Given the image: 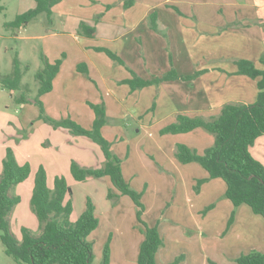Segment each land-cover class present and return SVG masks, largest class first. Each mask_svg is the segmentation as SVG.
Masks as SVG:
<instances>
[{
	"label": "crops",
	"instance_id": "crops-1",
	"mask_svg": "<svg viewBox=\"0 0 264 264\" xmlns=\"http://www.w3.org/2000/svg\"><path fill=\"white\" fill-rule=\"evenodd\" d=\"M114 1L119 7L102 13L105 8L101 9V7L114 4ZM68 2L69 0H62L57 4L53 8L52 16L53 24L58 20L63 26L60 32L67 35L44 51L51 62L60 59L63 54H67V57L53 81V90L43 95L41 99L49 114L57 119L71 111L74 103H78V99L85 103L84 95H80L83 88L93 92L92 96H95L94 93L97 91H94L93 83H96L98 89L105 90L106 96L117 94L119 97H115L119 104L118 111L111 109V106L114 107L112 100L105 102L109 122L103 128V135L109 141H113V144H118V147L114 144L112 149L123 161L122 170L126 180L129 179V175L133 176L132 174L136 173L140 161L150 166V155L147 152L145 154L139 152L143 141H129L131 146L125 141L124 137L129 127H118L116 120L114 121L115 117L121 119L128 114V118L137 122L135 126L138 127V133L144 132L143 137L155 134L158 138L152 141L158 145L161 130L174 123L179 115L211 118L218 116L226 104H252L256 101L259 79L238 74L236 61L249 60L258 69H263L261 58L264 55V0H157L155 3L151 1L149 3L151 5L144 13H141L139 0H135L134 6L129 9H122L121 0H99L96 10L90 8L87 0H71L67 4ZM167 5L171 8L164 10L162 18H159L162 24L158 26V31L163 29L166 31L164 37L167 38L168 44L163 38L161 39L162 34L151 30L148 24L149 14L155 6L164 8ZM100 14H103V17L95 23L96 38L81 37L78 33L80 23L86 20L94 24L95 18ZM142 27L145 28L144 36L138 32ZM49 32L51 35L49 38H58V28ZM18 35L12 33L9 37L20 39ZM147 38L148 41H153L154 47L150 51L147 50V42H144ZM95 48L111 50L124 61V65L115 66L112 59L103 52H97ZM80 64L87 66L89 76L92 78L91 82L78 71ZM171 69H175L180 75L198 74V77L189 82L169 81L136 91H132L129 85L124 83L132 78L133 72L145 80H151L162 77ZM89 102L97 104L94 101ZM121 106H123L122 110ZM149 112L153 114L142 120L141 118L149 115ZM85 113L86 122L75 119L85 128L92 127L95 119L94 111L91 112L93 114L88 111ZM55 132L61 136L62 141L63 138L75 141L70 138L66 129H57ZM207 133L199 128L185 134L170 135L177 145H186L203 154L215 142V137ZM96 145L92 141H81L80 148L84 150L81 156L88 162L93 161L95 156L98 157L97 160L100 162L96 161V164L101 167L105 164V157ZM171 147L170 150L173 151ZM67 148L68 145L63 142L60 150L64 152ZM69 150H73V147L71 146ZM250 153L264 166V136L259 137L250 147ZM58 156L63 164L69 165L66 156ZM132 157V162L129 164ZM19 158L17 155L21 165L26 163L21 162ZM53 159H56L55 156ZM60 159L54 161L59 162ZM174 163V169L179 176L187 170L188 176H193L195 171L197 176L201 177L200 180L209 178L207 171L198 163ZM89 166L99 168L92 163ZM45 169H47L48 186L53 188L51 168L45 165ZM99 180L102 181L101 185L96 182L91 183L93 186L101 187L98 200H93L96 206L95 214L100 224L91 234V241L95 244L104 224L108 232L107 237L109 233L114 234L110 264H138L145 235L142 234L137 220V207L134 204L136 208L133 209L127 196L120 198L118 206H113L104 194L106 189L108 192L113 188L110 178L103 177ZM180 196L184 197L187 203L193 204L187 192L184 191ZM73 203L74 211L71 219L75 222L85 211L87 200L84 204L82 202L79 204L77 212L75 202ZM226 205L228 210L234 208L231 201ZM126 207H129L132 215L128 224L123 226L125 229L123 233L120 228V217L121 210L125 212ZM185 207L190 223L186 221V216H178L182 211L179 207H175L169 217L164 213L162 225L155 224L156 221L151 219L154 223L152 226L156 225L161 237L171 245V248L170 246L166 248L167 250L163 249L165 246L159 250L156 256L157 264H174L181 255L187 256V259L185 258L180 264L207 263L206 250L211 246L212 237L215 235H212L213 232L207 233L205 229L212 226L207 227L198 223V216L196 217L189 206ZM148 213L146 208L143 218ZM235 213V220L228 234L229 243L223 242L219 245L225 256L220 254L214 257L217 264H238L236 261L242 255L254 251L264 253V218L254 214L247 205L236 208ZM174 243L177 245L175 246ZM98 254H101L100 251Z\"/></svg>",
	"mask_w": 264,
	"mask_h": 264
},
{
	"label": "trees",
	"instance_id": "trees-1",
	"mask_svg": "<svg viewBox=\"0 0 264 264\" xmlns=\"http://www.w3.org/2000/svg\"><path fill=\"white\" fill-rule=\"evenodd\" d=\"M2 1L0 0V3ZM34 1V8L18 15L15 20L8 22L6 27L15 31L21 30L41 14H46L51 23L53 8L62 2V0ZM123 4L129 9L134 6L135 0H123ZM3 10L4 8L0 6V12ZM151 23L152 30L158 31L156 16L152 15ZM78 33L80 36L92 39L95 37L96 28L82 22ZM95 50L124 65V61L111 50L106 48H95ZM66 57L67 55L63 54L60 59L51 62L45 54H41L43 68L35 77L39 88L34 101L28 96L31 93L30 88L23 84L29 66L23 69L19 53L13 60V72L9 76L0 74V88L9 92H22V96L15 98L16 103L25 105L34 102L40 108V118L55 130L66 129L75 136L88 138L101 148L105 157L102 168H83L72 161V176L78 182H86L90 178L109 177L114 188L108 191V200L114 203L116 199L127 196L134 202L137 207V220L145 232L138 264H157L156 256L164 246V239L157 226L149 227L144 222L146 207L142 203V194L133 190L125 180L122 170L123 161L113 152V143L103 135V128L108 123L106 105L87 102L95 114L93 126L89 130L71 117L56 119L46 113L41 98L53 90V81ZM236 64L238 74L259 79V92L254 103L226 104L218 116L211 118L179 115L176 121L162 129L161 133L185 134L202 128L212 134L215 142L203 154L179 144L176 158L182 164L198 163L207 171L209 178L200 180L198 185L208 180L221 179L227 187L226 197L233 203L235 209L247 205L254 214L264 218V166L250 153V147L259 137L264 136V55L261 58L263 69H258L249 60H237ZM78 71L89 76L85 64L78 65ZM197 77L198 74L185 76L171 69L162 77L145 80L133 72L132 78L124 83L129 85L132 91H136L169 81L189 82ZM30 174L31 165L29 163L21 165L15 151L10 147L7 148L0 175V238L6 255L12 257L17 264H93L94 244L89 238L100 224L95 214L96 206L88 198L83 214L77 221H72L73 191L67 179L64 176H56L54 188H49L44 166H41L36 173L31 197V208L39 222V233L22 227V239L16 237L11 229L10 217L15 207L21 203V197L14 195L12 190L24 183ZM176 263L178 260L174 264ZM237 263L264 264V253L254 251L242 255L237 259ZM101 264H110L108 244L104 248Z\"/></svg>",
	"mask_w": 264,
	"mask_h": 264
},
{
	"label": "rangeland",
	"instance_id": "rangeland-1",
	"mask_svg": "<svg viewBox=\"0 0 264 264\" xmlns=\"http://www.w3.org/2000/svg\"><path fill=\"white\" fill-rule=\"evenodd\" d=\"M70 1L71 0H69L67 4H69ZM121 1L123 2V0ZM139 1L141 3V13H144L147 7L151 5L149 3H151V1L155 3L157 0ZM113 3L114 4L108 5L110 7H108L107 5H105V7H101V9L105 8L102 13H105L110 9L119 7L116 4L117 2L114 1ZM87 4L90 6V8L96 10L97 6L99 5V0H87ZM0 6L4 8V10L0 12V74L2 76H9L13 72V60L16 54L19 53L20 61L23 64V69L26 66H29V71L23 78V84L28 85V87L30 88L31 93L28 96L31 101H34L38 94L39 88V84L36 81L35 77L38 71L43 68L41 62V54H45L44 51H46L47 47H49L50 45H54L55 41H58L61 38H65L67 34L60 32L62 31L63 26L58 23V20H56L55 22L56 25L53 24L54 21L50 23L46 14L39 15L36 19L29 23L28 26L18 31L6 27V24L8 22L15 20L18 15L33 8L35 6L34 0H3L0 3ZM66 7L69 8L68 5H66ZM169 8H171V6L169 5L165 6L164 8H158L157 6H155V8H153L154 10H152L149 14V27L151 28L152 26V15L156 16L158 26H161L162 22L161 20H159V18L161 19L164 14V10ZM122 9H126L124 4ZM174 10L177 11L176 9ZM102 15L103 14H100L95 18L94 24H90L86 20H84V23L88 25L90 24L91 27H95V23H98L101 20V18L103 17ZM57 28L59 30V33L57 34L58 38H49L51 36L49 31H51L52 29L56 30ZM144 30L145 28L142 27L138 30V32H140L144 36ZM158 32L162 34L160 35L161 39L163 38V40L166 41L167 38L164 37L166 31L163 29L162 31L159 30ZM12 33H15L17 35L19 34L18 36L20 37V39H17L16 37H9V35H12ZM81 37L90 39L85 36ZM206 38H208V36H206ZM144 42H147L148 51H150L151 48L154 47L152 45L153 41H148V38L145 39ZM114 64L115 66L120 65L116 61H114ZM82 74L87 81L91 82V76H88L84 73ZM93 86L95 88L94 91H97L96 93H94L95 96H92L93 92L87 91L86 88H83V90L80 92V95H84L83 97H85V103H82V101H79L78 99V103H74V108L72 107L71 111L67 112L64 117L57 119L71 117L74 121H76L77 119L86 122L85 118L87 117V114L85 112H92L89 105L87 104L88 101H94L97 102V104H105V102H109L110 100H112L114 102V107L111 106V109L118 111L117 109L119 108V104L115 96H119L117 94H115V96H106L105 90L98 89L96 87V83H93ZM96 88L98 90H96ZM20 95L22 96V92H9L0 88V175L3 171V160L6 156L7 148L9 147L15 151L16 156L19 155V159L21 162H26L31 165V174L29 178L24 183L18 185L12 190V193L14 195L21 197V203L15 207L14 212L10 217L11 229L19 240L22 239V227L29 228L33 232L39 233V222L31 208V197L35 185L36 173L41 166L45 167L46 165L51 168L50 173L53 183L56 176H64L67 179L68 185L73 191V202H75L76 212L79 204L81 202L82 204H84V201H86L88 198H90L92 201L94 199L98 200V194H100L101 187L93 186L91 183L96 182L101 185L102 181L96 178H90L89 181H87L88 183L76 181L71 173L72 161L77 162L83 168H91V166H89L91 165V163L92 165H95V167H103H100L96 164V161L97 163L99 161L97 160L99 159L98 157L95 156L96 159L94 158L93 161L88 162L81 156L84 151L80 148L81 141L91 142V140L85 137L83 139L82 137L75 136L68 130H66L70 138L75 139V141H68L65 138H63L62 141L61 136L55 132V129L40 118V108L34 102L25 105H19L16 103L15 98L19 97ZM41 101L43 102L42 99ZM153 103L152 105H154ZM124 107H126V105ZM130 107L131 106H129V108ZM122 108L123 106H121V110ZM46 113L47 115L51 116L47 109ZM148 114L149 115L146 114L147 116H144L141 119L145 120L153 113L149 112ZM117 118L118 117H115L114 121L116 120V124L118 127H129L126 130V134L124 137L125 141H143L139 152H141V154H145L147 152L150 155V157L148 156L150 158V166L140 161L136 173H133V176L129 175L128 180L125 179L130 184L133 190L142 194V203L149 212L145 216V218H143L144 222L149 227H154L152 226L154 223L151 220L154 219V222L156 221L155 224L160 223L162 225L164 213H166V217H169L171 212L175 210V207H179L182 209L178 216L181 217L183 215L185 217L187 212L185 206H189L188 208L193 210L196 217L198 216V223L200 222L202 225H206L207 227L208 225L212 226V228L205 229L207 233L213 232L212 235H215V237H212V244L209 247L210 249L208 248L206 250V264H213V262L216 263L214 257H217L220 254L223 257L225 256L224 252H221V248L219 247V245H221L223 242H225L226 244L229 243L227 241L229 230L233 225L236 216L235 208H233L232 210L227 209L226 204H228V202L230 203V201L226 197L227 188L225 182L220 179L208 180L206 181V183L198 185L201 177L197 176V173L195 171L193 173V176L186 175L187 170L183 173V175L179 176L174 169V162L180 164L178 159L176 158L178 145L173 140V137H171L172 135L161 133V135H159L157 145L152 140L157 139L158 137H156L155 134L143 137L145 133H138V127L135 126L137 122L135 123L132 118H128V114H125V116L121 119ZM76 122L79 124L78 121ZM91 128L92 127L89 126V128L85 129L89 130ZM63 142L64 144L68 145L67 150L64 149V152L60 150ZM111 143H113V141H111ZM129 143L131 146V142ZM150 143H152L153 145ZM114 144H112V148ZM71 146L73 147V150H69ZM96 146L97 148L99 147L98 145ZM123 146L124 145H122V147ZM115 147H118L117 143L115 144ZM145 147L146 150H144ZM170 147L173 148V151L170 150ZM99 149L101 148L99 147ZM193 150L196 151L195 149ZM68 154L70 156H68ZM58 155L66 156L69 159V165L66 166L67 164H63L64 162L62 163ZM54 156L56 159H60V161H54L56 160L53 159ZM132 159L133 157L129 161V164L132 162ZM108 182L111 184L110 181ZM184 191L185 193H188V196H191L193 204L187 203L186 199L180 196ZM104 194H106L105 197H107V189L105 190ZM127 199L131 202L133 209H135L136 207L132 200L129 197H127ZM120 201L121 199H116L114 203L112 201L111 202L113 203V206H118ZM131 215L132 214L129 207H126L125 212L121 210L120 228L123 233H125V229L123 226H126L128 224ZM185 218L186 221H188L189 223L191 222L187 219V216ZM140 228L142 230V234L145 235L144 228L142 226ZM98 234L99 235L96 238L94 244V254L96 258L93 264H101L102 253L105 246L107 244L109 245L111 253L113 245L112 242L114 239V234L109 233L110 235H108L107 237L108 232L104 224L102 225ZM104 236L105 238L103 239ZM167 236L169 237V233H167ZM89 239L91 240V238ZM176 245L177 244H175V246ZM164 246V248L162 247L163 249H166L169 246V248H171V245L167 244L165 240ZM99 251L101 254H98ZM185 258L187 259V256L181 255L176 259V261L178 260V263L180 264L185 261ZM0 264H17L12 257L6 255L5 247L1 241V238Z\"/></svg>",
	"mask_w": 264,
	"mask_h": 264
}]
</instances>
